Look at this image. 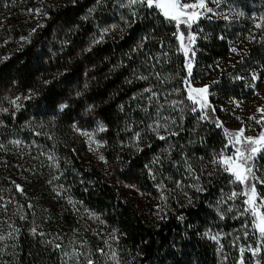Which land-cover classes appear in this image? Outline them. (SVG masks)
<instances>
[{"label":"trees","instance_id":"trees-1","mask_svg":"<svg viewBox=\"0 0 264 264\" xmlns=\"http://www.w3.org/2000/svg\"><path fill=\"white\" fill-rule=\"evenodd\" d=\"M105 1L62 0L57 7L47 10L49 29H42L43 35L39 38L20 49H11L7 43L0 44V98L7 91L29 94L21 110L2 118L0 144H8L14 137L44 142L55 157L71 195L116 230L118 241L128 254L126 264H214V247L201 238L200 233L208 224L205 203L222 183L229 180V173L223 172L222 177L209 181L203 197L192 205L183 204L177 208V216L170 214L167 219L150 224L131 202L118 195L102 171L82 164L84 143L73 137L72 126L83 113L98 118L105 126V158L119 165L125 180L143 190L154 184L150 170L159 179L171 178L177 174L171 165L173 162L183 168L181 154L205 155L210 148L224 146L227 136L222 127H217L218 109L211 97L207 119H203L206 130L200 131L197 147L187 145L191 124L185 127L183 136L176 137L179 142L175 149L171 148L170 157L167 147L163 153L157 152L155 137L151 136L150 142L141 137L143 141L135 147L133 140L140 130L145 135L144 128L150 119L146 102L138 94L148 81L140 77L154 78L157 92L171 83L179 85L186 93L197 72L196 62L214 64L226 57L230 47L227 27L222 20L202 18L191 29L181 24L178 32L175 22L165 20L154 9H146L122 35L90 42V34L95 28L114 15L110 3L101 7ZM255 1L264 15V0ZM98 2L100 9L97 8L90 18L85 7ZM36 6L37 0H0V40L26 33L27 11H33ZM61 22L70 25V43L60 55L46 57L47 50L42 42L50 38V27L59 26ZM180 33L184 34V45L190 48L187 57L177 38ZM190 33L196 35L191 44L187 40ZM166 48L172 53L174 49V61L166 55ZM189 59L192 61L190 76ZM243 63L264 71V41L249 48L241 64L227 68L212 85L213 90L223 97H250L252 90L245 92L244 80L240 78L244 72L241 70ZM62 104L66 107L59 110ZM199 112H193V115ZM11 165L9 160L8 166ZM6 171H10V167ZM17 186L13 175L8 179L0 174V190L21 201ZM23 204L24 209L14 217V227L0 264H60L59 250L51 247L43 232L33 224L44 218L32 214L26 203ZM255 236L259 238L257 232ZM0 241L4 246L5 242ZM257 248L259 251L254 259L261 263L262 251L258 245ZM93 254L96 262L97 255ZM0 256H3L2 251Z\"/></svg>","mask_w":264,"mask_h":264},{"label":"rangeland","instance_id":"rangeland-1","mask_svg":"<svg viewBox=\"0 0 264 264\" xmlns=\"http://www.w3.org/2000/svg\"><path fill=\"white\" fill-rule=\"evenodd\" d=\"M61 1L37 0L36 8L33 11H27L26 33L16 38L0 40V44L7 43L11 49H20L32 39L39 38L41 34L43 35L40 32L42 29H49L47 10L57 7ZM108 3L114 15L109 18V21L95 28L94 33L90 34V42H100L112 39L115 35H122L135 19L144 15L147 9L136 6L137 15L133 17L132 10L122 6L127 3V0H106L100 5L104 8ZM97 5L99 2L85 7V12L90 18L98 8ZM207 7L212 8L215 14L207 13L200 19L224 21L230 47L226 57L217 60L214 64H206L201 60L196 62L197 72L189 86L191 88L208 86L207 100L210 97L214 98L213 104L218 109L219 115L218 123L222 124L224 131L226 129L234 133L243 128L244 136L258 137L264 132V71L257 66L243 63L241 70L244 72L240 78L244 80V91L252 90L248 98L223 97L213 90L212 85L227 68L241 64L249 48L257 42L264 41V15L255 0H221L219 7L208 0ZM223 15H227L229 19H223ZM257 25L260 26L257 27ZM50 29V38L42 43L47 50L46 57L54 58L60 55L63 48L70 43L72 33L70 25L63 22L59 26H51ZM105 29H107L106 32ZM194 36L196 38V35ZM165 53L170 60L172 58L174 61V49L172 53L166 48ZM176 77L178 79V76ZM147 81L148 85L138 94L146 102V112L150 113V119L147 120L146 128H144L145 135L142 134V130L134 135V147L143 141L141 137L150 142L152 136L157 139V152L161 154L167 147L169 148L168 157H170L173 152L171 148L175 149L176 143L179 142L176 137L183 136L185 127L190 124L192 130L187 138V145L190 148L197 147L200 131L205 127L203 119H200L202 113L193 115L191 111L193 105L187 99L188 89L185 93L179 85L170 83L157 92L154 90L156 80L148 77ZM147 88H151L152 92L145 91ZM27 99H29L28 93L5 92L0 98V125L5 115H15L21 110ZM12 101L16 103L13 104ZM174 101H184V103L173 107ZM62 106L64 104L59 107V110L63 108ZM5 109L7 111H4ZM153 110L155 111L152 113ZM158 120L161 124L167 125V131L164 128H161L159 132L153 131ZM101 126L105 129L104 124L90 113H83L82 118L73 124V137L79 138L84 143L81 162L86 167H94L102 171L118 195L131 202L150 224L167 219L170 214L177 216L175 213L177 208L183 204L192 205L195 201H199L208 191L209 181L222 177L224 172L212 161L221 153L226 143L218 148H210L205 155L195 152L189 155L181 154L183 168H179V163L171 164L177 172L174 177L159 179L154 171L150 170L149 175L154 184L151 188L143 190L134 182L125 180L119 165L105 158L104 131L99 130ZM173 132L177 134L171 135ZM160 135L165 136V139H159ZM231 152L232 149L229 148L226 154L230 155ZM9 160L12 161L11 166H8ZM9 167L10 171H6ZM254 172L256 177L264 181V153L257 155L254 161ZM1 173L8 179L14 176L22 200L18 201L19 199L0 190V237H4L2 240L5 242L3 246L0 241V251L3 252L0 260L8 247L6 242L14 227L12 224L14 217L24 209L25 202L32 214H39L44 218L43 221L39 219L33 224L43 232L45 241L59 250L60 264H88V261H92L93 264H126L128 254L120 245L116 230L106 225L98 214L86 209L71 195L70 189L57 168L55 157L50 154L44 142L26 141L22 137H14L8 144H0ZM253 183L256 184L257 203H260L261 199H264V183L258 181ZM243 190L244 186L233 183L230 176L229 180L222 183L218 191L212 193L205 203L209 213L208 224L201 231L200 236L213 245L214 264H241V261L243 264H264V240H261L259 232L253 229L251 215L241 214L247 207L244 203L246 198L239 196L229 199L232 192L240 193ZM256 232L259 238H256ZM256 245L262 251L261 263H256L254 259L253 250ZM241 249H244L243 253ZM93 253L97 255L96 262Z\"/></svg>","mask_w":264,"mask_h":264},{"label":"snow or ice","instance_id":"snow-or-ice-1","mask_svg":"<svg viewBox=\"0 0 264 264\" xmlns=\"http://www.w3.org/2000/svg\"><path fill=\"white\" fill-rule=\"evenodd\" d=\"M207 2L208 0H194V2H191V0H127V3L122 4V6L131 9L133 17L137 15L135 11L136 6L154 9L159 15H162L165 20L175 22L177 31L179 32V26L181 24H184L188 29H191L192 25L197 23L198 20L207 13L215 14L212 8L207 7ZM211 2L216 3L217 7H219L221 0H211ZM222 18L225 20L229 19L227 15H223ZM259 26L260 25H257V27ZM104 31L106 32L107 29ZM177 38L181 41V47L184 50V55L187 57L190 48L184 45V34L180 33ZM187 40L189 44H191L195 40V36L190 33ZM233 51L236 50L233 49ZM192 55L194 56L195 53L193 52ZM187 68L190 76L192 68L191 59L187 62ZM140 79H147V77H140ZM145 91L151 93L152 89L147 88ZM153 95H155V93H153ZM207 97L208 86L203 88H191L189 86L187 99L192 102L193 107L191 108V111H200L202 113L200 119H207V109L210 107ZM12 103L15 104L16 101H12ZM183 103L184 101H174L173 107H177ZM62 107H66V105ZM4 111L7 110L5 109ZM217 127H222V124L217 123ZM161 128H164V130L167 131V125L161 124L158 120L155 123L153 131L159 132ZM99 130L104 131L105 129L101 126ZM84 134L87 135V133ZM176 134L177 133L175 132L171 133V135ZM225 135L228 137L227 143L221 153L213 159L212 163L217 167L222 168L224 172L229 173L232 177L233 183L244 186V190L240 193L232 192L229 199H235L239 196H244L246 198L244 203L247 207L243 209L241 214L251 215L253 218V229L258 231L261 240H264V211H262V209H264V199H261L260 203H257L258 194L256 191V184L253 183V181L264 183V181L256 177L254 172V161L257 155L264 153V132L258 137H246L244 136L243 128L234 133H230L225 129ZM159 139L163 140L165 139V136L160 135ZM229 148L232 149L230 155L226 154ZM49 159H52V157H49ZM17 187L19 188V186ZM2 239H4V237H0V240ZM213 239L216 238L213 237ZM57 247H59V245H57ZM243 251L244 249H241V253H243ZM257 251H259V248L253 250V255H255ZM112 255L113 258H115V253ZM88 264H93V262L88 261ZM241 264H243L242 261Z\"/></svg>","mask_w":264,"mask_h":264}]
</instances>
